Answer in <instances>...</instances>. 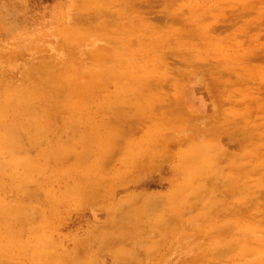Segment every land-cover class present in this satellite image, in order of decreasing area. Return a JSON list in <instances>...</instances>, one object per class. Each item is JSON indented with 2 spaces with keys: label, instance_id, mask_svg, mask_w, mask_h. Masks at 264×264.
Listing matches in <instances>:
<instances>
[{
  "label": "rangeland",
  "instance_id": "374dc122",
  "mask_svg": "<svg viewBox=\"0 0 264 264\" xmlns=\"http://www.w3.org/2000/svg\"><path fill=\"white\" fill-rule=\"evenodd\" d=\"M162 92L151 242L164 180L121 169ZM0 264H264V0H0Z\"/></svg>",
  "mask_w": 264,
  "mask_h": 264
},
{
  "label": "crops",
  "instance_id": "0c3cea01",
  "mask_svg": "<svg viewBox=\"0 0 264 264\" xmlns=\"http://www.w3.org/2000/svg\"><path fill=\"white\" fill-rule=\"evenodd\" d=\"M165 97L166 94L162 92V100L159 99L156 102V99L153 98L147 101L145 108L146 122H139L138 117L131 120L134 126L136 123V129L141 134L132 138L131 158L123 159L126 167L121 169V178L130 180L131 187H141L145 182L158 178L164 180L162 188L146 192L138 189V195L141 196L146 193L149 196L145 207L154 216L153 220L159 224L158 230L150 234L153 236L149 238L151 242H156L165 237L167 228L178 225V216H182L183 211L178 196L187 177L186 171H182V165H184L186 159L179 157L173 159V153L177 150L178 145L172 142L168 143V140H166L168 137L170 141H173L171 131L166 128ZM113 115L116 116V114ZM117 130L118 132L119 130L123 131V128ZM172 138L174 137L172 136ZM171 208L178 213L174 216H168L167 213ZM161 213L166 215L163 220H160ZM172 221L175 223H171ZM137 242L147 243L148 241L140 239Z\"/></svg>",
  "mask_w": 264,
  "mask_h": 264
}]
</instances>
